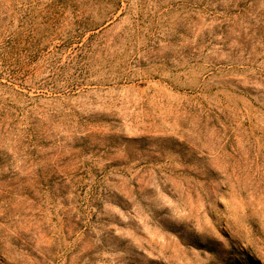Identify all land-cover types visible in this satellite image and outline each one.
<instances>
[{
	"label": "rangeland",
	"instance_id": "rangeland-1",
	"mask_svg": "<svg viewBox=\"0 0 264 264\" xmlns=\"http://www.w3.org/2000/svg\"><path fill=\"white\" fill-rule=\"evenodd\" d=\"M0 264H264V0H0Z\"/></svg>",
	"mask_w": 264,
	"mask_h": 264
}]
</instances>
